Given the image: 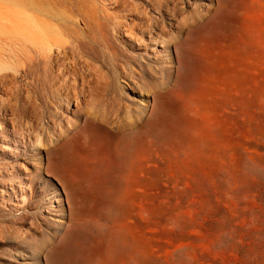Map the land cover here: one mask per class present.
Here are the masks:
<instances>
[{
  "label": "rangeland",
  "instance_id": "374dc122",
  "mask_svg": "<svg viewBox=\"0 0 264 264\" xmlns=\"http://www.w3.org/2000/svg\"><path fill=\"white\" fill-rule=\"evenodd\" d=\"M130 1L0 0V73L56 24L97 62L85 107L138 135L140 159L131 179L89 173L75 140L72 156L58 127L43 135L39 100L0 83V264H264V0H177L189 16L157 19L162 33L140 29L145 0Z\"/></svg>",
  "mask_w": 264,
  "mask_h": 264
},
{
  "label": "bare ground",
  "instance_id": "6f19581e",
  "mask_svg": "<svg viewBox=\"0 0 264 264\" xmlns=\"http://www.w3.org/2000/svg\"><path fill=\"white\" fill-rule=\"evenodd\" d=\"M93 1H95V0H93ZM115 1L117 3L116 5L120 6V8L122 10H126V11L128 10L127 9L128 6L130 4H132V2L130 0H124V1L115 0ZM92 3L94 4L96 2H92ZM101 3H100V5H102ZM114 4H115V2H114ZM136 4H138V3H136ZM179 4L180 3L177 0H145V5H143L144 7H142L144 17H139V20H140L139 22H140V26H141L140 29H145L146 31L151 32L152 28L154 30V28L158 29L160 27V26L159 27L156 26V25H158L157 19H159V18L162 20L163 19L165 20V18L167 16L172 17L173 19L177 18L179 16L181 18L183 11L182 10L180 11V5ZM95 5H97V4H95ZM115 6H114V8H115ZM148 8L153 10V11H156L158 17H154L149 13V11H146V10H148ZM100 9H102V7ZM119 9H118V11H119ZM39 11H41V10H39ZM43 11H44V9H43ZM45 11H46V9H45ZM92 11H93V9H92ZM116 11H117V9H116ZM45 13L46 12H44L43 14H45ZM93 13H94V11H93ZM97 13H98V10H97ZM47 14H45V15H47ZM115 15H116V13H115ZM117 15H118V13H117ZM31 16L29 17V15H28L29 18L28 17L27 18L28 19L33 18ZM82 16H84V15H82ZM89 16L93 17V18H90L89 20L94 19V20H92V23L97 24V22L95 21L96 19L94 18L95 15L92 16V13H90ZM97 16L98 15H96V17ZM112 16H113V14H112ZM124 16H126V15H124ZM187 16H189V15H185V17H187ZM185 17L183 16L181 19H183V18L185 19ZM42 18H44V17H42ZM45 18H44V20H45ZM114 18H115V16L113 18H111L110 20H112ZM116 19H114V21ZM52 20H53V18H52ZM54 20H56V19L54 18ZM58 20L60 21V19H58ZM81 20L83 22V19H81ZM110 20H108V21H110ZM186 20H188V18ZM27 21L29 22V20H27ZM31 21H32V19H31ZM33 21L35 22L34 19H33ZM36 21H38V20H36ZM62 21L65 22V20H62ZM62 21H60V22H62ZM114 21L112 20L110 22H114ZM39 22H40V20H39ZM180 22L181 21H179L178 23H180ZM184 22H186V21H184ZM43 23H45V22H43L41 20V24H43ZM73 23H74V21H73ZM87 23H89V22H87ZM48 24H49V22H48ZM167 24L169 26L171 25L170 22H167ZM30 25H28V26L35 28V26H33L32 24H30ZM35 25H36V22H35ZM45 25H46V23H45ZM54 25H56V24H54ZM54 25L51 24L50 27H52V26L54 27ZM109 25H110V23H109ZM109 25L107 24V27ZM114 25H115V23H114ZM124 25H125V23L123 24V26ZM39 27L42 28L43 31L46 29V28L44 29L42 26H39ZM53 27L50 30L48 29L50 33L48 32V30H47V33H42V32L39 33L38 32L39 28H37L38 30L35 28V31L37 30L38 35H39L40 45L37 42H35V43H37V49L36 50L34 49V52L32 51L34 54L33 53L28 54L29 52L26 51V53L28 54L27 56H25L23 59H20L18 61L16 60V63L14 66H8L11 68L12 72H5L4 71V72L0 73V83L2 84L1 88L4 89L5 93L8 94L9 96L14 95V97H17L22 91H24L26 94V97L28 99H30V101L33 102L32 97H34L35 99L37 98L39 100V103H37V105H36V103H33V104L30 103L31 104L30 109L32 111L31 113L36 114L37 112H40V118H44V115H46L45 117L47 120H44L40 124V128L43 132V135L48 136L47 131H48L49 125L52 124L54 127L55 126L58 127V131L55 134L56 136H55L54 141L55 142L59 141L60 143L61 142L64 143V146H63V148L65 149L64 153L72 155V156L74 155L75 148L67 147L68 146L67 143L70 140H75L77 142V145H78V146H76V149L79 150V153L75 152L77 154V158L88 168L87 171L89 173H92L95 175H105V174L109 175V174L113 173V167H115V168H118L120 171H122L124 177L131 179V177H133V175L136 173L137 164L140 162L139 157L134 153V151L136 149V143H137L136 138L138 135H133V136L127 137L125 135L119 134L121 132L120 131L121 126L118 125L119 121H118V118L116 116L112 117L111 114H109L108 112H105V111H104L105 112L104 113L101 109H100L101 112L100 111L95 112L91 109H90L91 111H89L88 108L85 107L84 104H85L86 100L88 99V98L86 99V97L90 96L91 94L93 95L94 92L95 93L98 92L97 89L101 86V83H99L100 80L98 79V77H99L98 68H97L98 66L96 67L95 64L93 63L95 60L91 61L89 59V55H90V54L88 55L89 50L85 51V49L83 50L79 44L74 43L75 41H77V39L75 41L73 40V42H69L68 40L61 38V36H62L61 33H60L61 36L58 34L60 32V31H57L58 26H56L57 28L54 27L57 30L53 29ZM111 27L113 28V29L112 28L111 29L114 31V27L113 26H111ZM121 28H123V27H121ZM127 28H129V27H127ZM85 29H86V27H85ZM158 30L161 33L163 32L162 28L158 29ZM121 31H122V29H121ZM45 32H46V30H45ZM106 32L109 33V31H106ZM116 33H118V32H116ZM29 34H31V32ZM164 34H165V32H164ZM75 35H76V33H75ZM153 35L150 34L151 38ZM103 36H105L104 33H103ZM150 36H149V38H150ZM35 37H38V36H35ZM72 37H74V35ZM36 39H35V41H36ZM70 39H72V38H70ZM79 39L81 40V38H78V40ZM111 42H113V41H111ZM35 43H34V45H35ZM38 45H39V47H38ZM87 46H89V45L86 44V47ZM114 46H116V45H114ZM52 47H54V48H52ZM90 48H91V46H90ZM92 51H95V50H92ZM30 52H31V49H30ZM97 56H99V55H97ZM7 65L8 64L2 65V66H7ZM111 65H112V63H111ZM113 65H114V63H113ZM110 67L113 68L112 66H110ZM111 68H109V69H111ZM140 68H141V65H140ZM126 69H127V67H126ZM126 69H125V71H126ZM111 70H110L111 73H113L112 71H115L114 68L112 71ZM123 70H122V73H123ZM101 72H102V70H101ZM113 74H115V73H113ZM118 74H119V72H118ZM100 75H101V73H100ZM104 75H103L102 79L105 78ZM119 76H121V75H119ZM108 77L109 76H107V78ZM126 77L128 78V76H126ZM26 78H29V79L27 81H25ZM111 79H110V81H111ZM116 79H118V78H116ZM23 80H24V82L22 83ZM113 80H114L113 82L116 83L115 79H113ZM110 81H109V83H111ZM115 83H113V84H115ZM105 87L106 86H104V88ZM114 88H116V87H114ZM107 89H108V87L105 90H107ZM99 91H100V89H99ZM90 97H92V96H90ZM93 97H95V96H93ZM115 97H116V95H115ZM116 98L114 99V101L116 100ZM119 100H120V98H119ZM73 102L75 103V108L73 111H71V110H69L68 106ZM116 103H118V102H116ZM8 105H10L9 102H8L7 106ZM10 106H9V109H8V107H7V109L13 111V106H11V107ZM117 106H120V105H117ZM28 108H29V106H28ZM96 110L98 111V109H96ZM16 111L17 110L15 108V112ZM65 112H67V113L70 112L75 116H78V115L80 116V115L84 114L85 119H84L83 123L76 124L77 123L76 121H71L70 119H67L64 117L65 115H63V114ZM131 114H133V113H131ZM133 119H136V118H133ZM62 122L63 123L65 122V126H64V124L62 125ZM135 124H136V122H135ZM137 126L138 125H136L135 127H137ZM121 130H123V129H121ZM125 130H123V131H125ZM106 134H108V135L110 134L111 138H113L114 143L110 147H106L102 141L103 136H105ZM150 138L149 139L147 138L148 144H150L149 143ZM149 160H150V157L146 158L145 162L147 163ZM148 166H150V165H148ZM146 170H147V172H150L149 167H146Z\"/></svg>",
  "mask_w": 264,
  "mask_h": 264
}]
</instances>
